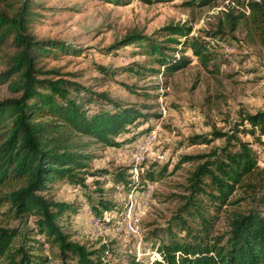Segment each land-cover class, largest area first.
Wrapping results in <instances>:
<instances>
[{
    "label": "trees",
    "instance_id": "obj_1",
    "mask_svg": "<svg viewBox=\"0 0 264 264\" xmlns=\"http://www.w3.org/2000/svg\"><path fill=\"white\" fill-rule=\"evenodd\" d=\"M126 5L132 0H101ZM152 4L159 0H139ZM217 0H182L183 5L205 6ZM217 16L214 29L189 37L191 25L167 23L150 34L130 30L105 53L134 45L141 48L163 71L162 76L186 67L195 57L208 67L215 60L214 40L224 41L226 34L243 31L253 43L264 48V0H235ZM43 0H0V84L10 97L0 99V212L10 220L32 226L0 224V264H47L55 249L57 264H110L105 244L89 248L73 240L67 222L77 210L74 203L53 198L66 183L87 187L85 175L107 174L114 184L134 186L127 170L88 171L94 158L86 151L85 136L91 142L118 147L133 140L125 135L142 124L143 105L123 103L104 90H95L74 79V73H62L48 67L51 56L80 55V47L63 39L37 37L33 22L44 11ZM189 48L191 56L184 51ZM85 56V55H84ZM143 61H132L114 69L98 62L94 68L106 78L115 73H159ZM130 92L133 86L123 83ZM155 88H158L156 83ZM141 105V106H140ZM264 108L248 111L242 105L227 130L212 126L209 133L194 134L190 144H210L224 139L207 152L182 155L180 163L195 164L188 178L187 194L170 220L165 243L157 247L161 260L156 264H264V166L253 137L263 145ZM164 170V168L162 169ZM162 173L160 172L159 175ZM146 179L155 181L154 173ZM99 185V184H98ZM241 189L253 206L246 211L233 210L228 228L215 233L213 223L220 209L231 204L230 197ZM96 198L87 197L90 209L103 220L104 211L116 212L117 204L96 189ZM213 206L215 213L209 207ZM178 231H173L172 228ZM127 264H138L134 259Z\"/></svg>",
    "mask_w": 264,
    "mask_h": 264
},
{
    "label": "rangeland",
    "instance_id": "obj_2",
    "mask_svg": "<svg viewBox=\"0 0 264 264\" xmlns=\"http://www.w3.org/2000/svg\"><path fill=\"white\" fill-rule=\"evenodd\" d=\"M43 1L45 9L33 22L31 32L37 37L63 39L82 50L76 56H50L48 67L74 73L76 81L107 91L123 103L141 104L140 109L146 115L142 124L130 128L125 137L133 140L124 145L110 147L91 142L85 136L78 138L87 143L86 151L94 157L88 171L131 167L127 173L134 186L123 188L114 184L107 174H87V187L74 188L64 183L53 193V198L74 203L77 210L67 222L71 238L89 248L105 244L110 264H127L132 259L138 264H156L157 260L162 261L157 247L168 237L170 220L187 194L188 178L195 165L180 163L182 155L207 152L224 143V139L218 138L210 144L192 145L188 138L209 133L212 126L227 130L242 105L251 112L264 108V48L251 42L243 31H235L224 35L222 42H212V45L218 43L216 58L207 68L192 56L186 67L162 76L163 68L147 59L137 46L120 47L110 54L104 49L132 29L150 34L167 23L191 25L189 37L202 36L214 29L217 16L228 5H236L235 0H217L205 6H186L182 0H159L152 4L132 0L119 6L101 0ZM184 51L191 56L189 48ZM145 59L160 72L115 73L111 79L91 64L98 62L114 69ZM123 83L133 86L136 92H130ZM10 96L6 85L0 84V99ZM259 137L264 141V134ZM243 139L254 142L259 165L264 166L263 145L251 136ZM148 172L157 179H146ZM98 187L105 190L104 198L117 204V211H104L103 220L97 218L95 224L87 197L95 199ZM230 200L231 204L224 205L214 220L215 233L226 231L233 210L246 211L253 206L241 189ZM4 210L5 206L0 212ZM209 210L215 213L213 206ZM5 222L0 214V224ZM7 224L31 227L33 223L30 217L25 224L17 220ZM172 230L178 231L175 227ZM46 250L53 256V264H57L56 250L48 247Z\"/></svg>",
    "mask_w": 264,
    "mask_h": 264
},
{
    "label": "built area",
    "instance_id": "obj_3",
    "mask_svg": "<svg viewBox=\"0 0 264 264\" xmlns=\"http://www.w3.org/2000/svg\"><path fill=\"white\" fill-rule=\"evenodd\" d=\"M92 219H93V222L95 223V224H98V217L97 216H92L91 217ZM47 264H53V261H52V258L49 256V258H48V261H47Z\"/></svg>",
    "mask_w": 264,
    "mask_h": 264
}]
</instances>
